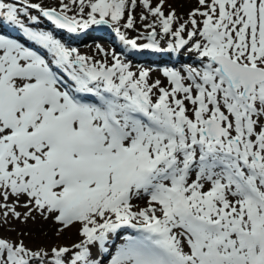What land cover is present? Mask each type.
<instances>
[{
    "label": "snow or ice",
    "instance_id": "1",
    "mask_svg": "<svg viewBox=\"0 0 264 264\" xmlns=\"http://www.w3.org/2000/svg\"><path fill=\"white\" fill-rule=\"evenodd\" d=\"M196 5L0 0V228L79 237L0 235V264H264V0ZM93 31L119 52L65 35Z\"/></svg>",
    "mask_w": 264,
    "mask_h": 264
},
{
    "label": "bare ground",
    "instance_id": "2",
    "mask_svg": "<svg viewBox=\"0 0 264 264\" xmlns=\"http://www.w3.org/2000/svg\"><path fill=\"white\" fill-rule=\"evenodd\" d=\"M10 1L12 2V0H8L7 2H10ZM36 1L41 3L43 6H49V5H53L54 6L55 3H56V0H35L33 2H36ZM169 1L170 0H168V2ZM154 3H155V1H154ZM140 12H141V9L137 8V10H136L137 19L139 17V13ZM181 17H182V15H181ZM24 22L26 24L28 23V21H25V20H24ZM142 23L143 22H138V24H137V27L140 28L141 31H143ZM46 25H49V24L46 23ZM12 34L15 35L16 33L13 32ZM102 34H107V33H102ZM108 34L112 35L110 32ZM65 35L69 36L70 34H65ZM99 35H100L99 32H98V34H94L93 32H91L89 35L82 36V37L75 38V39H76V41H81V40L85 41V40H90V38H99ZM130 35L134 36V35H136V33H130ZM71 37L72 36L70 35L69 39ZM95 40L96 39L92 40V42H89V43L86 42V43H84L85 45L83 44L84 45L83 47L79 46L77 48L84 54H95L96 53L95 45L97 44V43H94ZM72 43H74V42H72ZM162 43H163V41H162ZM116 51L119 52V47L118 46L116 47ZM153 57H155L156 59L165 60V61H167L168 63H171V64L175 63L176 60H177V57H175V56H172L171 58H169L167 55H162V56H151V60L152 61L155 60ZM184 58H186L187 60L192 61V57L191 56H183V57H181V59H184ZM144 60H147V58L143 57V56H138L133 63H134L135 66L141 67L142 66V62ZM160 60H159V62H160ZM156 74L159 75L158 78L163 79V77L161 76L160 71H158V72L156 71ZM153 78H157V77L153 76ZM140 203L142 204L143 202H140ZM13 226H15V228L18 229V230L23 229L24 231L29 232V233H35V234H38L40 236L43 235V237H45V239H46V241H44V242H46V244H44L42 247H46V248H51L52 246H56V245H71L72 243H75V242H77L79 240V237H78V235L76 233V229L73 228V229L67 230L64 233H62L59 236H57L56 235L57 226L55 224H53L51 221H44V220H42L39 217H37V220L35 222L29 221L26 225L25 224H21L19 222H14ZM61 242H63V243L61 244ZM38 245H39V243H38ZM29 247H30V245H29Z\"/></svg>",
    "mask_w": 264,
    "mask_h": 264
},
{
    "label": "rangeland",
    "instance_id": "3",
    "mask_svg": "<svg viewBox=\"0 0 264 264\" xmlns=\"http://www.w3.org/2000/svg\"><path fill=\"white\" fill-rule=\"evenodd\" d=\"M8 0H6L7 2ZM35 1V0H33ZM32 1V2H33ZM155 1V0H154ZM11 2V1H10ZM37 2V1H36ZM168 3H170L177 11V13L180 15H182L183 19H187V13L193 9L194 7H196V0H170ZM30 15H33V16H39V13L37 10H30ZM180 15V16H181ZM25 21H28L26 18L24 19ZM43 20V21H42ZM41 24L40 26L41 27H46V22L47 20L43 17H41ZM46 21V22H45ZM98 32L100 33L99 37L100 38H95V39H98V40H95L94 43H100L102 44L105 48H114V47H117V44L115 43V46L114 43H113V37L112 35H109L108 33L110 31H93L94 34H98ZM102 33H107V34H102ZM111 37V38H110ZM92 40H94V38H90V40H81V43L80 41H77V42H74L75 44L72 43L71 46L73 47H83L86 43V42H92ZM76 43H79V44H76ZM84 44V45H83ZM189 62V61H188ZM171 64V63H170ZM151 64L148 63V64H145L144 67H149ZM172 65V64H171ZM158 72V71H157ZM152 75L154 77H159V75L156 74V71L152 73ZM156 75V76H155ZM15 227V226H13ZM19 230L17 229V231H10V230H7V229H3V228H0V235H3V236H6V237H10L12 239H16L18 238L17 237V232ZM29 233V232H28ZM31 235H28V236H25L24 239H25V243L30 247L32 246L33 248H36V247H42L44 244H46V239L45 237L40 236L38 234H35V233H30ZM34 235V236H33ZM39 243V245H38ZM63 242H61L62 244Z\"/></svg>",
    "mask_w": 264,
    "mask_h": 264
}]
</instances>
